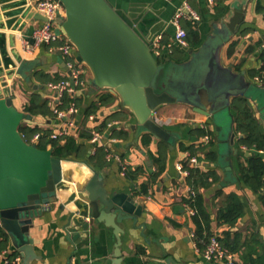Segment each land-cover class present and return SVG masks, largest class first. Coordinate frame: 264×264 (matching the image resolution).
Masks as SVG:
<instances>
[{
  "label": "crops",
  "instance_id": "crops-1",
  "mask_svg": "<svg viewBox=\"0 0 264 264\" xmlns=\"http://www.w3.org/2000/svg\"><path fill=\"white\" fill-rule=\"evenodd\" d=\"M36 1L0 0V97L13 98L14 106L25 114L23 125L39 126L53 133L63 127L64 120L58 117L56 110H68L69 106L59 108L68 95L60 98L48 85L70 76L66 68L69 58L53 48L55 45H40L32 52L24 49L23 41L32 43L34 30L45 22L35 11ZM107 2L150 43L164 72L183 76V82L192 81L193 92L176 103L161 106L155 114L157 123L170 134L169 142H156L153 135L127 127L136 125L137 120L125 108L118 111L128 112V122L113 121L108 128L123 129L126 137L111 138L109 130L102 133L97 127L121 102L116 97L114 104L86 119V109L99 93H90L92 76L83 66L85 84L76 100L78 112L67 115L66 122L75 124L70 128V136L77 138L83 130H88L92 137L79 140L86 147L85 156L65 159L63 170L68 179L52 197L47 210L33 220L30 236L42 261L32 264H114L119 251L120 264H165L167 258L178 264H225L206 260L202 255L204 249L197 245L190 212L194 209L189 205L193 196L189 190H194L187 184L185 161L205 173L217 175L216 179L210 176L208 184L199 188L204 209L211 218L212 236L217 235L221 240L226 238V232L231 233V239L238 234L240 248L232 251L236 263L245 264L243 255L251 251L249 264H264V206L259 195L240 179L241 167L248 166L254 155L264 159V150L248 149L241 143L246 135L237 129L238 113L234 108L237 98L247 99L264 135V71L259 73L263 65L264 0H215V5L207 0ZM186 3L199 14L200 20L196 23L198 40L193 41L188 35L189 46L183 49L174 44V19L177 9ZM241 9L243 21L237 33L231 34L226 22ZM188 21L182 19L180 22L187 34L190 31ZM159 36L162 41L157 55L152 42ZM259 41L261 45H258ZM55 78L58 80H51ZM201 86L208 88L211 99L229 104V111L213 119L196 110L193 103L199 105V98L194 91ZM219 89L224 93L223 100L217 94ZM34 94L48 100L53 117L26 115L25 107ZM78 99L82 101L80 105ZM204 131L208 133L204 135ZM95 132L104 136L96 145L91 142ZM207 135L211 140H206ZM232 135L236 136L234 142ZM144 136L151 137L150 144L144 143ZM99 147L106 152L107 164L103 166H95L90 160ZM189 147L198 151L191 154ZM161 150L167 166L165 172L157 176L159 167L154 158ZM109 157L112 158L109 160ZM192 158L196 163H191ZM91 166L104 178L98 190L127 194L142 206V216L136 222L123 220L120 223L123 230L120 246L114 229L104 223L97 225L89 218L76 220V225L69 223L72 214L87 213L85 187L93 175ZM143 183L148 186L147 194L141 193ZM233 196L244 204V216L234 225L221 224L219 214L231 203ZM85 222L88 223L86 229ZM244 243L249 246H241ZM15 252L9 241L8 249L0 251V264Z\"/></svg>",
  "mask_w": 264,
  "mask_h": 264
},
{
  "label": "water",
  "instance_id": "water-1",
  "mask_svg": "<svg viewBox=\"0 0 264 264\" xmlns=\"http://www.w3.org/2000/svg\"><path fill=\"white\" fill-rule=\"evenodd\" d=\"M55 1L61 2L65 9V14H59L55 20L57 28L76 48L77 62L91 73L90 93H111L121 102L113 111L125 108L137 120L136 125L127 127L153 135L156 142H169L170 134L157 123L155 114L161 106L188 97L186 94L193 92V82H183V76L175 74L178 77H174L172 72L166 74L150 43L107 0ZM39 16L47 21L43 15ZM243 17L241 9L226 22L231 34L237 33ZM175 85L177 93L171 91ZM194 92L199 98V105L193 103L196 110L213 119L229 111V104L211 99L207 87L201 86ZM217 94L223 98L220 89ZM24 119L25 114L14 106L12 97H0V224L21 255V264H32L42 261L30 236L33 220L47 210L52 197L68 178L63 170L65 159L54 156L52 148L41 150L27 142L19 131ZM235 137L232 135V142ZM90 169L93 175L85 187L87 213L72 214L69 223L76 225V220L85 221L86 218L97 225L104 223L114 229L120 246L123 234L120 223L123 220L136 222L142 216V206L127 194L98 190L104 178L95 173L93 166ZM87 226L85 222L84 228ZM120 260L119 251L113 263L120 264ZM165 264L178 263L167 258Z\"/></svg>",
  "mask_w": 264,
  "mask_h": 264
},
{
  "label": "trees",
  "instance_id": "trees-1",
  "mask_svg": "<svg viewBox=\"0 0 264 264\" xmlns=\"http://www.w3.org/2000/svg\"><path fill=\"white\" fill-rule=\"evenodd\" d=\"M188 35L191 36L193 41L198 40V34L196 32V23L192 21H188L187 25ZM190 39V37H189ZM263 43V41H262ZM258 45H261V41H259ZM261 58L263 61L262 68L259 70V73L264 71V50H262ZM53 81H57L56 79H51ZM116 97L109 92H101L96 96V100L90 104V106L86 109L85 115L86 119H88L91 115H96L101 108L109 107L115 103ZM71 98L66 96L63 103L59 106L60 109H65L70 106ZM81 100L78 99V104H81ZM234 108L238 113L237 118L235 119V124L237 125V129L241 130L246 138L241 139V143L244 144L248 149L257 148L259 150H264V135L259 127L257 120L253 117L252 107L248 103V100L245 98H237L234 103ZM24 112L26 115L31 117L43 116V117H53V111L49 107L48 100H45L41 95L34 94L31 98L29 105L25 107ZM129 114L124 111H117L110 114L108 117L104 119V121L97 127L98 131L104 132L105 130H109V135L111 138H119L123 139L126 137V132L123 129L109 127V125L113 121L120 122H128ZM19 131L23 133L26 137V140L29 144H32V138L36 134H40V139L38 143H35L39 149L48 150L49 148L53 149L54 156L59 157L61 159H67L71 157H83L86 154V147L84 143H80L79 140H90L91 133L88 130H83L80 135L76 137H66L58 140L51 139L52 130H45L40 128L39 126L29 127L21 124ZM208 133L204 131L205 135ZM150 136H144L143 141L146 144L151 143ZM189 151L191 154H195V148L189 147ZM90 160L95 166H103L107 164L106 160V152L104 148H97L96 152L90 156ZM154 163L159 167V172L156 174L157 176L163 174L166 170V158L162 153V150L159 153L157 158H154ZM184 169L188 171L187 175V184L194 190V195L189 200V205L195 210V214L192 215V222L195 226L196 230V242L199 248L205 249V244L209 242L211 233V218L206 213L204 209V199L202 193L199 191L200 187H204L208 184L210 176L213 179L217 178L215 173H205L199 167H193L189 165V161H185ZM241 181L251 187L258 195L264 206V159L259 157L258 155H254L249 159L248 166L241 167L240 174ZM148 186L143 183L141 186V193L147 194ZM244 204L235 198L232 197L231 203L224 207L219 214V221L221 224L234 225L244 216ZM226 238L221 239V243L229 248L231 251L239 250L240 246V238L238 234L234 235V238L231 239V233L226 232ZM9 236L7 233L1 228L0 229V251L6 250L9 247ZM241 246L248 247L249 245L244 243ZM19 255L17 252L12 253L9 257V260L13 259ZM249 258L252 259V252H248L247 255H243V261L245 264H249ZM262 260L261 258L259 259ZM251 264V263H250Z\"/></svg>",
  "mask_w": 264,
  "mask_h": 264
},
{
  "label": "built area",
  "instance_id": "built-area-1",
  "mask_svg": "<svg viewBox=\"0 0 264 264\" xmlns=\"http://www.w3.org/2000/svg\"><path fill=\"white\" fill-rule=\"evenodd\" d=\"M209 4L215 5V0H207ZM35 11L43 15L47 21L43 23L40 27L36 28L32 34V43L29 40L23 41V47L27 52H32L34 49L40 45L53 46L58 52H60L64 57H68L69 60L66 62V67L71 71V75L56 83H50L48 87L58 93V96L64 97L66 94L71 98L70 106L67 111L56 110L58 117L64 120L63 127L59 131H55L51 134V139L58 140L61 138H66L70 136V128L75 124L73 121L66 122L67 115H74L78 112L77 107V96L81 89L84 87L83 79V64L77 62L76 55L77 51L73 44L66 39L61 33L56 31L57 24L55 23L56 18L59 14L64 15L65 9L61 2L55 0H37L34 5ZM182 19H187L193 23H197L200 20L199 14L191 8V6L186 3L179 9H177L174 26L176 28L175 34V45L180 48H187L189 43L187 41V32L181 26L180 22ZM162 37H157L153 42V48L156 50V54L159 55L157 51L160 47ZM264 48V42H263ZM103 135L99 133H94L91 142L93 144H98L102 141ZM40 139V134H36L32 139V144L38 143ZM206 140H211L210 136H206ZM112 157H109V160ZM191 163H196V159L192 158ZM188 175V171H185ZM190 194L194 195V191L189 190ZM191 214H195L194 210H190ZM203 257L208 261H219L225 264H237L235 254L225 247L220 238L217 235H213L209 242L206 244L205 249L202 251ZM22 257L17 255L13 259L8 258L4 260V264H21Z\"/></svg>",
  "mask_w": 264,
  "mask_h": 264
},
{
  "label": "rangeland",
  "instance_id": "rangeland-1",
  "mask_svg": "<svg viewBox=\"0 0 264 264\" xmlns=\"http://www.w3.org/2000/svg\"><path fill=\"white\" fill-rule=\"evenodd\" d=\"M56 31L58 32V33H60L59 32V30L58 29H56ZM85 67V66H84ZM86 69H87V67H85ZM88 70V69H87ZM169 79V78H168ZM169 83L171 84L172 83V81H171V79H169ZM50 89V88H49ZM51 90V89H50ZM171 91L173 92V93H177L178 91H177V87L175 86V87H173V88H171ZM185 92H187V90H185ZM181 96H182V93H181Z\"/></svg>",
  "mask_w": 264,
  "mask_h": 264
}]
</instances>
